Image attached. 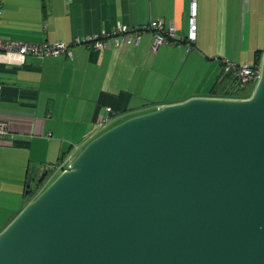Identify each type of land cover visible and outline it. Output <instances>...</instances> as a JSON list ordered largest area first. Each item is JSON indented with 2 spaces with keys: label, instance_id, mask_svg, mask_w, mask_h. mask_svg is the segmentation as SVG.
I'll list each match as a JSON object with an SVG mask.
<instances>
[{
  "label": "water",
  "instance_id": "95a60500",
  "mask_svg": "<svg viewBox=\"0 0 264 264\" xmlns=\"http://www.w3.org/2000/svg\"><path fill=\"white\" fill-rule=\"evenodd\" d=\"M0 264H264V55L247 97L163 104L88 140L0 230Z\"/></svg>",
  "mask_w": 264,
  "mask_h": 264
},
{
  "label": "crops",
  "instance_id": "0c3cea01",
  "mask_svg": "<svg viewBox=\"0 0 264 264\" xmlns=\"http://www.w3.org/2000/svg\"><path fill=\"white\" fill-rule=\"evenodd\" d=\"M190 2L3 0L0 35L7 39L70 42L117 23L137 27L157 19L175 30L173 42L156 51L153 32L144 31L138 42L109 40L104 50L75 44L71 57L0 62V118L10 127L9 137L0 139V230L34 197L25 190L38 193L47 183L50 163L78 153L91 139L107 106L122 118L194 96L248 95L250 85L230 88L240 96L213 91L222 58L254 65L259 55L261 63L264 0H196L192 43L186 40Z\"/></svg>",
  "mask_w": 264,
  "mask_h": 264
},
{
  "label": "built area",
  "instance_id": "2783aa9c",
  "mask_svg": "<svg viewBox=\"0 0 264 264\" xmlns=\"http://www.w3.org/2000/svg\"><path fill=\"white\" fill-rule=\"evenodd\" d=\"M2 3L0 0V23L2 14ZM195 9L196 0H191L188 18V30L186 40L189 43L195 41L196 25H195ZM175 27L173 23L164 25L160 19L151 20L147 23L131 27L123 23H117L115 28L108 31L102 29L99 33L88 35L85 37L75 36L70 42L55 41V42H27L15 39H7L0 35V62L8 64H21L24 62L27 55H35L38 57L55 56L65 54L72 56V45L85 44L97 50H104L108 47V41L111 40L114 45H118L121 41L131 43L138 42L140 33L144 31L153 32L152 49H156L162 44L173 42ZM222 73L230 75L235 81L237 87L244 88L247 85L256 84L261 76V63L248 64L237 63L226 58L221 59ZM1 87V86H0ZM122 115L116 113L110 106L105 108V112L97 117L95 121L96 129L91 135L95 137L97 132L104 131L109 128L112 123L117 121ZM10 135L9 122L0 118V139H6ZM77 154V153H76ZM69 154L65 158L60 159L56 163H50L48 168L50 172H55L67 166L76 155Z\"/></svg>",
  "mask_w": 264,
  "mask_h": 264
},
{
  "label": "trees",
  "instance_id": "16d2710c",
  "mask_svg": "<svg viewBox=\"0 0 264 264\" xmlns=\"http://www.w3.org/2000/svg\"><path fill=\"white\" fill-rule=\"evenodd\" d=\"M258 54V53H257ZM259 55H257V60H256V64H258V61H259ZM223 74V73H222ZM216 85H218V91H213V94L214 95H218V94H222V95H232V96H240L237 91L233 92L230 90V88H236L237 85L235 83V81L233 80V78L228 75V74H223L221 75V77L217 80V83ZM238 88V87H237ZM223 89V90H222ZM239 89V88H238ZM222 90V91H221ZM251 94V92L249 91L248 92V95L249 96ZM246 96V97H247ZM116 113L119 114L118 111H115ZM141 112V111H140ZM84 146V145H83ZM47 184H45L43 187H45ZM25 194L28 195L30 198H32L33 196H35L37 194V189H29L27 188L25 190Z\"/></svg>",
  "mask_w": 264,
  "mask_h": 264
},
{
  "label": "rangeland",
  "instance_id": "374dc122",
  "mask_svg": "<svg viewBox=\"0 0 264 264\" xmlns=\"http://www.w3.org/2000/svg\"><path fill=\"white\" fill-rule=\"evenodd\" d=\"M197 79H198V78H196L195 80H197ZM247 86H248V85H247ZM247 86H246V87H247ZM254 86H255L254 84H251V85L249 86V87H251L250 92L253 90ZM124 118H126V117H122V118L118 119L117 121H115L114 123H112V125L116 124L117 122L121 121V120L124 119ZM112 125H111V126H112ZM111 126H110V127H111ZM102 131H103V130H102ZM102 131H101V132H102ZM101 132H97L96 135H98V134L101 133ZM96 135H95V136H96ZM87 141H88V140H87ZM81 149H82V147H81ZM81 149H80V150H81ZM80 150H79V151H80ZM78 153H79V152H78ZM59 173H60V170H57V171L53 172V173L50 175L49 180L47 181L46 184L50 183V182H51V181H52V180H53V179H54Z\"/></svg>",
  "mask_w": 264,
  "mask_h": 264
}]
</instances>
